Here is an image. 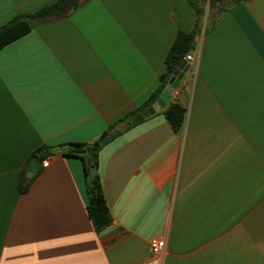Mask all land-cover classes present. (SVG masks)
Wrapping results in <instances>:
<instances>
[{"label": "crops", "instance_id": "1", "mask_svg": "<svg viewBox=\"0 0 264 264\" xmlns=\"http://www.w3.org/2000/svg\"><path fill=\"white\" fill-rule=\"evenodd\" d=\"M55 1L0 0V27ZM206 19L164 106L184 108L180 129L162 108L99 152L111 224L98 233L80 158L47 157L23 193L21 173L40 146L93 142L142 106L194 10L82 0L0 48V264H141L152 238L161 264H264V0Z\"/></svg>", "mask_w": 264, "mask_h": 264}, {"label": "trees", "instance_id": "2", "mask_svg": "<svg viewBox=\"0 0 264 264\" xmlns=\"http://www.w3.org/2000/svg\"><path fill=\"white\" fill-rule=\"evenodd\" d=\"M81 1L82 0H57L36 12L15 16L0 27V48L30 30L28 19L46 18L53 15H68ZM246 1L249 0H186L196 14L194 28L189 33L181 31L176 33L175 39L166 55L164 69L159 76L158 85L145 103L128 112L116 122L108 125L101 135L93 142H69L59 146H40L29 156L26 162L20 176L18 185L19 191L23 193L28 190L33 179L41 171L42 167L27 183H24L26 168L31 158L36 157L39 161H42L55 153L80 158L83 163L86 179V194L88 200L86 205L87 216L97 233L108 227L111 224V216L102 194L100 178L97 173L95 176H91L89 172L90 169L97 168L99 152L116 137L139 123H142L146 119L142 116V112L157 100L161 92L167 86L175 70L180 66L184 57L190 51L194 37L200 33L206 6L207 19L205 31H208L215 26L219 18L229 9ZM184 112V108L178 103L170 102L163 109L162 115L170 127L174 131H177L182 125Z\"/></svg>", "mask_w": 264, "mask_h": 264}, {"label": "water", "instance_id": "3", "mask_svg": "<svg viewBox=\"0 0 264 264\" xmlns=\"http://www.w3.org/2000/svg\"><path fill=\"white\" fill-rule=\"evenodd\" d=\"M196 41V37L193 40L192 46L190 48V53L192 54L194 51V44ZM189 69V63L186 60H183L180 66L175 70L173 75L171 76L167 86L165 89L161 92L157 100L148 108H146L142 112V116L147 118L156 112L160 111L167 102H169L171 95L173 94V91L179 83L181 82L184 74ZM41 168V161H39L36 157L31 158V160L28 163V166L26 168L25 177H24V183H27ZM91 176H95L96 174V168H92L89 170Z\"/></svg>", "mask_w": 264, "mask_h": 264}, {"label": "built area", "instance_id": "4", "mask_svg": "<svg viewBox=\"0 0 264 264\" xmlns=\"http://www.w3.org/2000/svg\"><path fill=\"white\" fill-rule=\"evenodd\" d=\"M185 60L190 63L193 61L191 53L185 56ZM178 94V89L175 88L172 96ZM49 165V158H45L41 161V167L46 168ZM165 247V242L161 238H152L149 241L148 257L141 264H161V256Z\"/></svg>", "mask_w": 264, "mask_h": 264}, {"label": "rangeland", "instance_id": "5", "mask_svg": "<svg viewBox=\"0 0 264 264\" xmlns=\"http://www.w3.org/2000/svg\"><path fill=\"white\" fill-rule=\"evenodd\" d=\"M205 14H207V6H206V8H205Z\"/></svg>", "mask_w": 264, "mask_h": 264}]
</instances>
